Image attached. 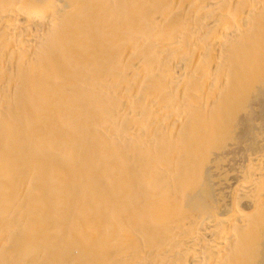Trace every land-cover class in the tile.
<instances>
[{
  "label": "bare ground",
  "instance_id": "obj_1",
  "mask_svg": "<svg viewBox=\"0 0 264 264\" xmlns=\"http://www.w3.org/2000/svg\"><path fill=\"white\" fill-rule=\"evenodd\" d=\"M258 95L264 0H0V264H264Z\"/></svg>",
  "mask_w": 264,
  "mask_h": 264
},
{
  "label": "rangeland",
  "instance_id": "obj_2",
  "mask_svg": "<svg viewBox=\"0 0 264 264\" xmlns=\"http://www.w3.org/2000/svg\"><path fill=\"white\" fill-rule=\"evenodd\" d=\"M258 97H259V99L257 98V100H255L254 98V100H253V102L255 103V104H257V105H255L254 104V106H256V107H258L259 108V110H258V108H257V114L259 113V115H257V118L259 117V123H258V128H261V129H263L264 130V95H262V96H259L258 95ZM252 104V103H251ZM253 105V104H252ZM246 121V120H245ZM249 128H248V127ZM253 128V125L250 123V122H248V121H246V122H244L243 121V125H241V129H240V131H241V135H239L238 134V138H239V140H241V138L243 139V140H246L248 143H249V141H248V138L249 137H252V135L253 134H251V133H253L252 131L254 130V128ZM247 135V137H246V135ZM243 135V136H242ZM248 135H249V137H248ZM242 136V137H241ZM246 137V138H245ZM250 139V138H249ZM252 139V138H251ZM246 141H244V142H246ZM251 142V141H250Z\"/></svg>",
  "mask_w": 264,
  "mask_h": 264
}]
</instances>
